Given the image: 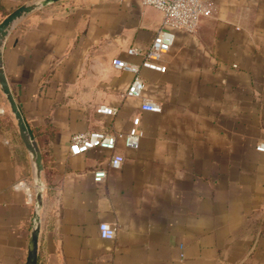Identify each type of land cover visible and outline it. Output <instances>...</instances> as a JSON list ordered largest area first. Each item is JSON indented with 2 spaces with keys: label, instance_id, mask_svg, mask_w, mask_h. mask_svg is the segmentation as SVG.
<instances>
[{
  "label": "crops",
  "instance_id": "obj_1",
  "mask_svg": "<svg viewBox=\"0 0 264 264\" xmlns=\"http://www.w3.org/2000/svg\"><path fill=\"white\" fill-rule=\"evenodd\" d=\"M31 1L0 0V22ZM204 1L212 10L196 30L174 31L165 72H140L142 98L160 113L127 97L133 74L112 66L140 62L127 49L148 47L163 28L155 7L58 0L8 28L4 72L42 156L37 264H264V0ZM136 116L138 148L118 139L114 151L70 154L75 133H125ZM34 187L0 88V264L26 263ZM101 222L113 239L100 236Z\"/></svg>",
  "mask_w": 264,
  "mask_h": 264
},
{
  "label": "built area",
  "instance_id": "obj_2",
  "mask_svg": "<svg viewBox=\"0 0 264 264\" xmlns=\"http://www.w3.org/2000/svg\"><path fill=\"white\" fill-rule=\"evenodd\" d=\"M142 3L153 6L163 13V28L153 37L150 45L146 48L130 47L127 54L131 57H139V63L131 62L122 58H113L112 66L118 70L133 74V79L128 85L125 95L127 97L142 98L145 82L140 75L142 69L165 72L166 66L161 62L162 57L167 54L174 44L175 30L181 29L194 32L200 19L208 15L212 6L204 0H141ZM141 109L152 113H160L161 106L149 99L142 98ZM96 111L100 114L114 115L116 109L106 105H100ZM143 132L140 128V118L132 119V124L127 132L116 133L114 131H84L75 133L69 145L72 155L84 154L92 149L114 151L118 139H122L127 148L136 149L139 146ZM256 149L264 152V142L259 143ZM124 157L121 154H112L109 166L118 168ZM94 181L100 182L106 177V170L94 171ZM21 188L26 187L25 182L18 184ZM26 190H28L26 188ZM28 197L33 201V191L28 190ZM100 236L104 239H113L116 228L108 222L99 224Z\"/></svg>",
  "mask_w": 264,
  "mask_h": 264
},
{
  "label": "water",
  "instance_id": "obj_3",
  "mask_svg": "<svg viewBox=\"0 0 264 264\" xmlns=\"http://www.w3.org/2000/svg\"><path fill=\"white\" fill-rule=\"evenodd\" d=\"M57 1L58 0H33L16 8L0 22V88L9 103L11 112L17 121L20 137L33 161V183L35 185L33 190V214H32V224H31L28 253L25 264H37L38 261V236L40 229L39 214L42 206V197L44 191V184L41 177L43 165H42V156L37 146V143L34 139L32 131L26 121V118L19 104L17 103L9 87L1 60V45L8 28L15 21H17L26 14H29L38 8L47 6Z\"/></svg>",
  "mask_w": 264,
  "mask_h": 264
}]
</instances>
